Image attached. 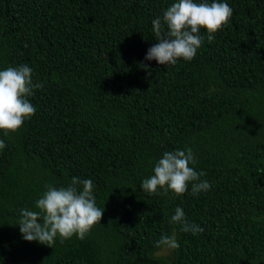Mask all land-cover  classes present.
Listing matches in <instances>:
<instances>
[{"label": "trees", "instance_id": "16d2710c", "mask_svg": "<svg viewBox=\"0 0 264 264\" xmlns=\"http://www.w3.org/2000/svg\"><path fill=\"white\" fill-rule=\"evenodd\" d=\"M175 2L0 0V70L27 65L43 84L35 113L0 130V264H264V0H218L233 14L200 30L191 61L145 60L152 20ZM187 147L208 191L141 189ZM73 177L92 180L100 222L84 240L25 241L20 210ZM178 206L203 232L169 223ZM173 230L180 247L155 255Z\"/></svg>", "mask_w": 264, "mask_h": 264}, {"label": "clouds", "instance_id": "9594fccd", "mask_svg": "<svg viewBox=\"0 0 264 264\" xmlns=\"http://www.w3.org/2000/svg\"><path fill=\"white\" fill-rule=\"evenodd\" d=\"M233 9L227 3L213 0L211 4L195 3L194 0H177L163 11V17L152 20V28L157 43L152 45L145 60L157 61L160 65H175L179 58L191 61L201 47L203 37L200 30L215 33L228 23ZM163 21V23H162ZM166 26L167 31H164ZM214 37L208 36L209 41ZM140 67L150 73L149 66L140 63ZM33 69L27 65L8 67L0 70V130L5 135L15 132L24 121L35 113V108L27 97L34 95L36 89L43 88L40 82H33ZM6 144L0 140V150ZM193 151L190 147L184 150L166 151L154 166V175L141 182V189L147 193H157L158 186L167 194L169 191L177 195L184 194L189 185L193 196L208 191L211 184L201 180L203 172H197ZM78 186H82V189ZM46 191L36 201L38 211L27 208L20 210V216L15 223L18 225L25 241H37L51 247L57 236L61 243L74 234L84 240L91 228L100 222L104 209L96 207L91 179L81 180L73 177L67 187L57 188L46 185ZM38 219L41 221L38 223ZM169 223L178 225L180 231L197 234L203 228L190 223L181 207H176L175 214ZM159 252L155 255L167 254L180 247L176 232L162 234L156 241Z\"/></svg>", "mask_w": 264, "mask_h": 264}]
</instances>
